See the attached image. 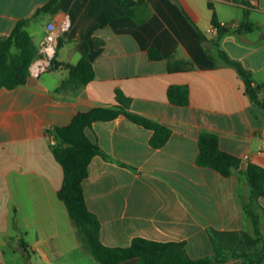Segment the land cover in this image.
I'll use <instances>...</instances> for the list:
<instances>
[{
    "label": "crops",
    "instance_id": "1",
    "mask_svg": "<svg viewBox=\"0 0 264 264\" xmlns=\"http://www.w3.org/2000/svg\"><path fill=\"white\" fill-rule=\"evenodd\" d=\"M48 1L0 0V37ZM125 8L129 16L121 15L117 0H58L26 26L38 50L48 23L68 24L58 34L51 69L32 74L35 59L23 86L0 89V264H7L6 250L28 257L29 251L45 255V248H57L52 240L63 236L62 224H69L77 239L57 197L63 171L48 131L68 125L78 113L115 107L118 91L130 100L131 113L168 127L171 134L154 149L152 132L123 116L86 130L99 154L82 188L88 210L99 221L101 243L126 248L136 238L183 242L189 257L201 259L213 256L211 230L253 232L243 211L247 184L237 173L223 177L199 167L196 159L199 135L210 132L221 151L239 159L240 171L249 164L264 169V110L251 102L237 72L217 58L224 52L251 73L254 84H264V0H130ZM244 11L253 30L234 32ZM213 14L219 24L233 25L217 46ZM150 48L161 61L149 58ZM85 49L94 79L78 90L57 91ZM170 61L187 69L171 72ZM173 86L188 89L186 106L169 102ZM255 212L264 233V197Z\"/></svg>",
    "mask_w": 264,
    "mask_h": 264
},
{
    "label": "trees",
    "instance_id": "2",
    "mask_svg": "<svg viewBox=\"0 0 264 264\" xmlns=\"http://www.w3.org/2000/svg\"><path fill=\"white\" fill-rule=\"evenodd\" d=\"M129 1L117 0L119 6L124 9L121 15H130V11L125 8ZM57 2L58 0H49L33 17L18 21L8 36L0 37V89L13 90L25 84L29 68L38 57V50L26 31V26L38 15L49 12ZM247 16L248 11H244L243 22L234 32L247 33L253 30ZM114 18L116 16L97 28L106 26ZM212 25L217 32V40L214 42L217 46L219 38L231 30L220 27L215 14L212 15ZM148 56L153 61L162 60V56L154 48L149 49ZM217 58L237 72L251 102L264 110V98H259V93L264 91V84H254L251 73L224 52L218 51ZM168 64L171 72L187 69V66L179 61H170ZM93 79L94 70L85 49L79 63L70 68L68 79L60 84L57 91L67 88L78 90ZM167 97L173 105L186 106L189 102V91L186 87L173 86L168 89ZM116 102L117 105L113 108H93L78 113L68 125L48 131L53 138L51 152L63 171V181L57 197L67 210L83 250L90 254L97 264H121L130 259H137V264H223L230 259L239 260L240 264H264V233L259 229V216L255 212L257 200L264 197V169L249 164L246 170L240 171L239 159L221 151L217 135L210 132H202L198 137L196 164L214 170L223 177L237 173L247 184L249 201L243 205V211L251 220L253 232L211 230L213 256L201 259L189 257L183 242L161 243L136 238L126 248H109L101 243L99 221L88 210L82 188V183L88 176L89 164L93 157L99 154V147L87 137L86 130L94 123L110 122L123 116L131 123L152 132L149 144L154 149L163 147L171 134L168 127L131 113L130 100L119 91L116 92Z\"/></svg>",
    "mask_w": 264,
    "mask_h": 264
},
{
    "label": "rangeland",
    "instance_id": "3",
    "mask_svg": "<svg viewBox=\"0 0 264 264\" xmlns=\"http://www.w3.org/2000/svg\"><path fill=\"white\" fill-rule=\"evenodd\" d=\"M60 228L63 236L52 240L57 248H45V255H34L29 251L28 257L13 256L6 250L7 264H97L90 254L81 249L69 224H62Z\"/></svg>",
    "mask_w": 264,
    "mask_h": 264
},
{
    "label": "built area",
    "instance_id": "4",
    "mask_svg": "<svg viewBox=\"0 0 264 264\" xmlns=\"http://www.w3.org/2000/svg\"><path fill=\"white\" fill-rule=\"evenodd\" d=\"M220 27L233 28V25L221 23ZM68 28L66 22H61L58 25L48 23L45 27V36L38 49V58L31 68V73L39 75L53 67L57 47H58V34L65 32ZM216 30V28H215Z\"/></svg>",
    "mask_w": 264,
    "mask_h": 264
}]
</instances>
